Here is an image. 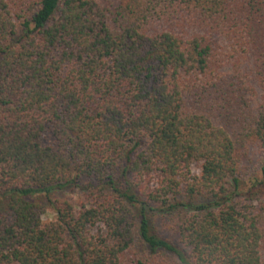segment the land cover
<instances>
[{
	"label": "trees",
	"instance_id": "1",
	"mask_svg": "<svg viewBox=\"0 0 264 264\" xmlns=\"http://www.w3.org/2000/svg\"><path fill=\"white\" fill-rule=\"evenodd\" d=\"M0 264H264V0H0Z\"/></svg>",
	"mask_w": 264,
	"mask_h": 264
},
{
	"label": "rangeland",
	"instance_id": "2",
	"mask_svg": "<svg viewBox=\"0 0 264 264\" xmlns=\"http://www.w3.org/2000/svg\"><path fill=\"white\" fill-rule=\"evenodd\" d=\"M259 156H260V154H259L258 148H257V149H255V148H251V149H249V151H248V156H247L248 158H250L251 160L254 159L255 161H258V160L260 159ZM247 157H245V158H247ZM259 161H260V160H259ZM71 192H72V188L69 187V188L65 189V191H64L62 194L65 193L66 196H69V195L72 196ZM49 215L51 216L50 218L53 217V213H52V212H49ZM44 221H47V219L44 218ZM159 224H162V222L160 221Z\"/></svg>",
	"mask_w": 264,
	"mask_h": 264
}]
</instances>
